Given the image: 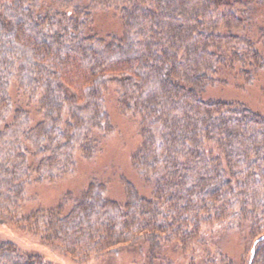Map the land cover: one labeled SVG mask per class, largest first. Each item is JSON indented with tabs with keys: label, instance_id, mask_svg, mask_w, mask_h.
Wrapping results in <instances>:
<instances>
[{
	"label": "trees",
	"instance_id": "obj_1",
	"mask_svg": "<svg viewBox=\"0 0 264 264\" xmlns=\"http://www.w3.org/2000/svg\"><path fill=\"white\" fill-rule=\"evenodd\" d=\"M261 2L0 0V223L81 261L129 245L147 264H179L170 245L185 264H264V113L204 96L220 74L251 83L264 70ZM110 92L139 121L130 160L150 195L123 178L119 202L92 178L22 213L28 187L102 150ZM214 223L243 231L248 256L206 251ZM0 264L53 263L0 238Z\"/></svg>",
	"mask_w": 264,
	"mask_h": 264
},
{
	"label": "rangeland",
	"instance_id": "obj_2",
	"mask_svg": "<svg viewBox=\"0 0 264 264\" xmlns=\"http://www.w3.org/2000/svg\"><path fill=\"white\" fill-rule=\"evenodd\" d=\"M97 15L95 16L97 24L108 25L113 22L112 18L107 19L103 14ZM256 20L257 25H261L264 29V0L258 7ZM112 25L118 26L114 22ZM204 96L242 102L253 110L264 113V70L260 71L251 83L236 77L234 72L220 74L218 82L209 86ZM106 109L110 114L114 129L98 155L89 160L79 158L73 174L51 183L44 182L28 187L22 213H28L38 207L56 206L64 194L77 195L92 178L105 182L107 196L119 202L125 201L123 178L131 181L141 196L150 195V188L137 176L130 160L131 153L139 143V121L137 118H129L119 111L113 92L106 95ZM203 233L204 248L210 253H214L219 248L224 254L234 259L240 256L246 257L249 254L252 240L244 239L243 231H228L220 224L214 223L211 226L203 227ZM0 238L16 244L25 252L36 253L53 264H147L146 256L149 254L145 248L140 249L126 245L120 246L117 251L102 257L81 261L48 247L31 234L2 223H0ZM171 249L170 245L165 247L166 256L169 255L171 260L176 263H187L186 257L180 252L171 251ZM200 250L197 249L195 252L201 256L203 252ZM154 262L155 264L159 263L158 261Z\"/></svg>",
	"mask_w": 264,
	"mask_h": 264
}]
</instances>
